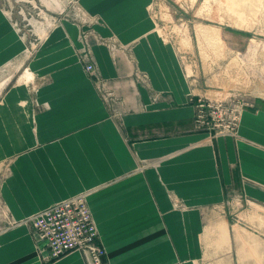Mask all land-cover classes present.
<instances>
[{
  "label": "crops",
  "instance_id": "1",
  "mask_svg": "<svg viewBox=\"0 0 264 264\" xmlns=\"http://www.w3.org/2000/svg\"><path fill=\"white\" fill-rule=\"evenodd\" d=\"M152 1L79 0L89 24L61 12L15 83L0 81V264H86L78 252L44 261L28 223L82 193L108 264H202L209 210L232 198L264 209V94H242L251 106L230 134L193 130L189 84ZM82 34L88 61L123 99L118 123L80 62ZM25 46L0 12V70ZM26 72L48 82L31 91Z\"/></svg>",
  "mask_w": 264,
  "mask_h": 264
},
{
  "label": "rangeland",
  "instance_id": "2",
  "mask_svg": "<svg viewBox=\"0 0 264 264\" xmlns=\"http://www.w3.org/2000/svg\"><path fill=\"white\" fill-rule=\"evenodd\" d=\"M61 11L77 24L89 19L82 11L78 15L71 12L64 0H0L1 14L26 45L22 57L0 70L5 86L15 83L23 63L32 58ZM147 11L161 37L175 48L189 84L188 103L194 110L199 100L232 101L238 94H264V0H153ZM92 23L98 22L94 19ZM88 35H80L83 67ZM94 37L98 43L118 49L116 41ZM24 74L31 91L48 82ZM130 74L142 85H150L137 67ZM87 76L118 123L123 99L97 67L93 76ZM222 213L230 214L225 217V236L220 238L213 231L207 234L202 264H264V209L232 198L228 206L211 209L206 217L212 222Z\"/></svg>",
  "mask_w": 264,
  "mask_h": 264
},
{
  "label": "built area",
  "instance_id": "3",
  "mask_svg": "<svg viewBox=\"0 0 264 264\" xmlns=\"http://www.w3.org/2000/svg\"><path fill=\"white\" fill-rule=\"evenodd\" d=\"M64 1L66 7L78 15L79 0ZM108 48L114 51L112 44ZM83 60L84 71L93 76L94 65L88 61L87 55ZM243 96L238 94L232 101L199 100L200 104L192 116L194 129L206 133L209 140L230 134L236 129L240 110L251 106ZM87 195L82 193L54 203L29 218L32 237L44 261H53L70 252H78L86 264H108L105 259L106 250L97 242L98 231ZM174 204L179 206L178 201H174Z\"/></svg>",
  "mask_w": 264,
  "mask_h": 264
},
{
  "label": "bare ground",
  "instance_id": "4",
  "mask_svg": "<svg viewBox=\"0 0 264 264\" xmlns=\"http://www.w3.org/2000/svg\"><path fill=\"white\" fill-rule=\"evenodd\" d=\"M225 229H226V221L223 217L216 218L212 222H208L205 226L204 240L205 241L207 240V234L212 231L215 232L218 235V237L224 238Z\"/></svg>",
  "mask_w": 264,
  "mask_h": 264
}]
</instances>
